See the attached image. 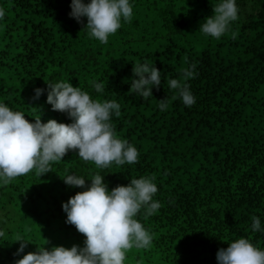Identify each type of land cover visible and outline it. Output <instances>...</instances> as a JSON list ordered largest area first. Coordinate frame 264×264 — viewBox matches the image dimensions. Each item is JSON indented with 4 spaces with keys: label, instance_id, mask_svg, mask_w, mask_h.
<instances>
[{
    "label": "trees",
    "instance_id": "1",
    "mask_svg": "<svg viewBox=\"0 0 264 264\" xmlns=\"http://www.w3.org/2000/svg\"><path fill=\"white\" fill-rule=\"evenodd\" d=\"M131 2L130 22L101 43L88 35L86 18L69 15L71 0H0V101L30 122L40 116L71 123L47 103L46 83L70 81L121 105L114 130L139 151L137 162L98 169L69 150L52 171L0 185V226L7 229L0 264H15L44 244L83 247L85 236L66 223L62 207L84 190L64 183L69 173L90 185L99 172L109 189L154 178L160 208L152 215L142 208L136 217L152 245L128 250L125 264H218V250L242 236L264 248V233L251 229L252 216L264 226V0H237L239 18L219 39L198 30L218 0ZM140 63L162 73L148 98L130 89ZM191 65L195 75L185 82L196 103L187 107L167 81L182 80ZM93 81L104 84L103 94ZM37 87L44 92L33 99ZM20 236L32 243L17 255Z\"/></svg>",
    "mask_w": 264,
    "mask_h": 264
},
{
    "label": "clouds",
    "instance_id": "2",
    "mask_svg": "<svg viewBox=\"0 0 264 264\" xmlns=\"http://www.w3.org/2000/svg\"><path fill=\"white\" fill-rule=\"evenodd\" d=\"M69 15L78 22H87L88 35L101 43H107L110 35L130 22L133 15L131 0H71ZM213 14L200 23L199 31L221 38L233 21L239 16L237 0H218L213 6ZM6 10L0 6V20ZM130 89L141 98L153 96L152 89L159 88L162 73L155 65L140 63L133 65ZM195 75V65L183 70L182 80L167 81L177 97L187 107L196 103L190 86L185 82ZM47 103L53 110L66 113L71 123L49 119L42 122L40 116L33 122L25 118V113L13 110L0 101V185L9 184L14 178L35 170L39 177L52 171L53 162L63 160L69 150H76L83 161H91L98 169L117 165L132 164L139 157L138 149L126 139L118 138L112 117L120 114L121 105L114 99H94L90 92L70 81H48ZM95 92L103 94L104 84L92 82ZM44 92L34 89L33 99ZM160 110H166L167 98L159 100ZM105 175L94 174L86 185L82 175L69 173L61 177L71 187L83 188L64 202L66 223L74 225L85 236L84 245L70 248L53 245L50 248L37 246L15 261V264H125L126 253L132 248H149L152 234L137 219L143 208L146 215L154 214L160 202L154 199L158 192L152 177L131 179L127 185H117L109 189ZM251 229L264 233V226L258 216L251 217ZM7 229L0 226V238ZM17 255L24 252L28 243L24 236ZM14 241V242H15ZM227 248H220L216 254L218 264H264V248L253 244L246 237L234 239Z\"/></svg>",
    "mask_w": 264,
    "mask_h": 264
}]
</instances>
